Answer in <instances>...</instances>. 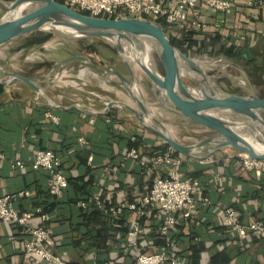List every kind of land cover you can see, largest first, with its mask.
Wrapping results in <instances>:
<instances>
[{"label":"crops","instance_id":"0c3cea01","mask_svg":"<svg viewBox=\"0 0 264 264\" xmlns=\"http://www.w3.org/2000/svg\"><path fill=\"white\" fill-rule=\"evenodd\" d=\"M250 12L245 9L246 26L263 34L264 9L252 12L256 18ZM89 107L97 113L53 108L25 85L0 83V197L13 196L12 206L21 215H29L30 228L42 224V212L52 216L53 252L68 264H135L141 249L147 253L166 250L185 264H264V236L248 233L239 238L223 221V209L228 207L237 211L244 224L264 219V170L247 171L235 159L227 160L233 150L214 154L212 163L189 159L183 163V176L200 182L197 199L208 198L211 204L199 202L193 210L177 214L166 234L160 230L164 214L156 208L141 217L126 209L122 217L97 215L82 222L79 212L64 204L87 186L93 190L91 203L98 196L108 207H126L140 203L155 175L173 170L160 166L151 167V172L128 156L129 141L138 142L145 160L154 156L152 148L164 145L129 110L114 106L101 113L106 105ZM41 150L57 151L61 171L77 183L63 190L56 203L47 194L49 173L31 168ZM14 160L22 161L25 169L12 167ZM137 221L140 232L134 247L131 240ZM28 239L21 226L0 224V264H34L25 250Z\"/></svg>","mask_w":264,"mask_h":264},{"label":"water","instance_id":"95a60500","mask_svg":"<svg viewBox=\"0 0 264 264\" xmlns=\"http://www.w3.org/2000/svg\"><path fill=\"white\" fill-rule=\"evenodd\" d=\"M35 5L31 11L24 10ZM0 8L5 12L0 20V45L9 43L25 34L43 32L61 37L67 41L100 38L108 40L117 49L125 63L129 79L116 69L123 80V87L139 109L120 101H111L101 113L118 106L129 110L148 131L162 140L172 150L189 160H202L225 151H237L251 159L264 160V98L259 97L247 73L239 68L248 82V95H238L217 90L209 80L204 66L195 58L188 57L171 45L163 26L146 19L99 18L86 15L56 0H0ZM151 52L154 67L146 65L145 56ZM158 56L163 74L157 70L152 56ZM79 60L84 66L101 74L107 73L89 61L85 56H74L63 61ZM134 63L160 91L162 103L168 111L185 120H192L195 126L210 132V135L192 142H181L174 138L165 124L147 108L142 98L133 93L137 85ZM6 76L2 84L16 81L34 91L37 96L45 97L47 105L62 110L82 109L97 113L93 108L73 104L63 107L56 104L45 93L40 79H34L0 68ZM185 72L196 79L199 87L188 86L184 82Z\"/></svg>","mask_w":264,"mask_h":264},{"label":"built area","instance_id":"2783aa9c","mask_svg":"<svg viewBox=\"0 0 264 264\" xmlns=\"http://www.w3.org/2000/svg\"><path fill=\"white\" fill-rule=\"evenodd\" d=\"M82 13L99 18H125L146 19L151 21H164L170 30L179 37L185 32L220 33L244 46L248 40L250 45L257 41L258 34L246 26L245 9H250L253 18L255 13L264 9V0H56ZM250 17V15H247ZM250 20L252 18L250 17ZM233 25H235L233 27ZM252 31V32H250ZM248 32L253 36L249 37ZM128 156L153 172L154 167L170 166L172 171L164 175H155L150 190L143 196L140 203H131L124 206L109 207L107 214L119 216L124 210L137 212L144 216L148 209L156 208L164 214L161 233L166 234L176 223V215L196 208L197 203L210 205L208 198L197 199L200 182L193 177H186L180 171L181 166L188 159L173 156L169 148L162 154L142 159L138 150L132 148ZM235 159L247 171L260 172L264 170V160L251 159L237 151L229 154L227 160ZM201 163H212L211 157L200 160ZM61 159L52 150L38 151L31 163L33 170H44L50 175L48 191L52 196H59L67 188L68 181L60 170ZM12 167L23 170L25 165L20 160H14ZM153 167V168H151ZM13 196L0 197V224L18 225L23 228L29 239L25 242L26 253L32 258L34 264H68L61 256L51 250L53 241L49 231L43 223L49 220L46 214L41 215L42 224L36 228L27 225L29 215L21 213L12 206ZM102 208L101 199L95 196L92 199ZM84 208L85 203L79 202ZM224 224L239 238L248 233L256 237L264 236V219H256L248 224L242 223L237 211L228 207L223 209ZM140 232L139 221L135 222L131 244L136 247ZM16 264V263H9ZM135 264H185L175 257H171L166 250L157 253H147L141 249Z\"/></svg>","mask_w":264,"mask_h":264},{"label":"rangeland","instance_id":"374dc122","mask_svg":"<svg viewBox=\"0 0 264 264\" xmlns=\"http://www.w3.org/2000/svg\"><path fill=\"white\" fill-rule=\"evenodd\" d=\"M34 8L36 6L31 5L24 12ZM4 14L5 12L0 8V20ZM74 56L87 57L91 63L106 70L107 73L101 74L95 69L88 68L79 60L63 63L64 60ZM152 56L158 72L162 75L163 70L154 51ZM187 56L195 58L199 64L205 67L210 83L217 90L248 95L246 89L248 85L241 84V81L246 79L237 66L245 72L247 67L240 61L228 59L221 52ZM131 64L137 77V85L133 89V93L143 99L149 111L153 112L165 124L167 130L169 129L168 132L174 138L188 143L210 135V132H204L196 127L194 121L185 120L165 109L163 105L166 104V101L161 99L160 91L134 63ZM0 68L7 72L40 79L45 93L49 97L52 96L56 104L59 102L63 105L82 104L101 109L111 101H120L139 109L137 103L123 87L121 77L109 70L114 68L129 79L125 63L118 55L115 46L108 40L94 38L67 41L55 35L25 34L9 43L0 45ZM184 75V82L188 86L199 87L196 79L191 78L187 72ZM5 76L6 74L0 70V77L4 78ZM253 85L255 93L264 98V83L256 80V84L253 83ZM60 95L61 99L58 97ZM160 100L164 103L163 105ZM262 117L264 118V113Z\"/></svg>","mask_w":264,"mask_h":264},{"label":"trees","instance_id":"16d2710c","mask_svg":"<svg viewBox=\"0 0 264 264\" xmlns=\"http://www.w3.org/2000/svg\"><path fill=\"white\" fill-rule=\"evenodd\" d=\"M6 1H13V0H6ZM108 18H112V17H108ZM158 23H160L163 26L164 31L171 45L181 50L184 54L190 55V54H199V53L221 52L225 54V56L228 59L240 61L243 65H245L247 67L245 68L246 73L248 74L251 81H253L252 83L256 84V80L258 82L264 83V79H263V76H264V33L257 36V41L254 45H250V41L248 40V42L244 46H241L237 42L233 41V39H230L229 37H225L224 35L218 32L216 33H201V32H196V31L185 32L181 35V37H179L178 34H175L174 32L170 30V28L164 21H158ZM31 34H35L38 36L39 35L40 36H43V35L50 36L51 35V34L42 33V32H33ZM132 148H135L136 150L139 151L138 142L133 143L132 141H129L128 149L130 150ZM169 148L170 147L168 145L164 144L160 148H152L153 150L151 154H153L154 156L159 155L167 151ZM53 152L60 158L59 153L57 151L53 150ZM173 156L179 157L181 155L173 150ZM60 170H61V165H60ZM66 178L68 181V186L66 189H68L72 187L75 182L72 181L67 176ZM76 184L77 183H75V185ZM47 194L50 195L49 191ZM50 196L52 199L54 198L53 199L54 203L58 201L56 199L57 196H52V195ZM92 196H93V190H92L91 185H89L86 187L85 192H83L82 194H79L77 197H74L68 200V202H66L64 205L68 209L72 207V209L74 208V211L75 210L78 211L80 215L79 219L82 222H84L86 218H89L90 216L91 217H96L97 215L102 216V217L113 216L105 212V209H108L109 207L105 205L103 201H102V208L98 207L96 203H91L90 198ZM79 202L85 203L86 206L84 208L79 207L78 206ZM42 213L49 216V220L43 223V225L49 231L51 239H52V230L49 227L52 216L49 213H44V212ZM124 213L125 212H123V214L119 216L122 217ZM54 253L56 254V252Z\"/></svg>","mask_w":264,"mask_h":264},{"label":"bare ground","instance_id":"6f19581e","mask_svg":"<svg viewBox=\"0 0 264 264\" xmlns=\"http://www.w3.org/2000/svg\"><path fill=\"white\" fill-rule=\"evenodd\" d=\"M148 53H147V55L145 56V64L146 65H148L150 68H153V69H155V67H154V61H153V59H152V57H151V52H150V50L149 51H147ZM241 84L243 85V86H247L248 85V82H247V80H243V81H241ZM141 92V91H140ZM139 92V93H140ZM169 130V129H168ZM173 130V129H172ZM175 136V135H174Z\"/></svg>","mask_w":264,"mask_h":264}]
</instances>
